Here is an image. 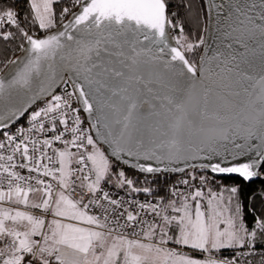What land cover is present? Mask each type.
<instances>
[{"label":"snow or ice","instance_id":"1","mask_svg":"<svg viewBox=\"0 0 264 264\" xmlns=\"http://www.w3.org/2000/svg\"><path fill=\"white\" fill-rule=\"evenodd\" d=\"M23 2L0 264H264V0Z\"/></svg>","mask_w":264,"mask_h":264},{"label":"trees","instance_id":"2","mask_svg":"<svg viewBox=\"0 0 264 264\" xmlns=\"http://www.w3.org/2000/svg\"><path fill=\"white\" fill-rule=\"evenodd\" d=\"M20 7L24 8L25 10L27 9L26 0H24V2L20 5ZM222 183L230 185V184H233V183H239V180L238 179H235V180L226 179V180L222 181ZM249 187L255 188V187H259V185L258 184H253V185H249Z\"/></svg>","mask_w":264,"mask_h":264},{"label":"built area","instance_id":"3","mask_svg":"<svg viewBox=\"0 0 264 264\" xmlns=\"http://www.w3.org/2000/svg\"><path fill=\"white\" fill-rule=\"evenodd\" d=\"M20 123L22 124L26 123V119L23 118V120H21Z\"/></svg>","mask_w":264,"mask_h":264},{"label":"water","instance_id":"4","mask_svg":"<svg viewBox=\"0 0 264 264\" xmlns=\"http://www.w3.org/2000/svg\"><path fill=\"white\" fill-rule=\"evenodd\" d=\"M21 120H23V118H21ZM236 179H238V180H239V178H236Z\"/></svg>","mask_w":264,"mask_h":264}]
</instances>
